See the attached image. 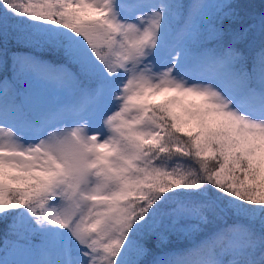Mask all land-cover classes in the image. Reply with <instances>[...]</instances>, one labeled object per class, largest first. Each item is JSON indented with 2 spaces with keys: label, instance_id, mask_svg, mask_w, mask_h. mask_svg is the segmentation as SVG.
<instances>
[{
  "label": "snow or ice",
  "instance_id": "1",
  "mask_svg": "<svg viewBox=\"0 0 264 264\" xmlns=\"http://www.w3.org/2000/svg\"><path fill=\"white\" fill-rule=\"evenodd\" d=\"M236 17L0 0V264H264V12Z\"/></svg>",
  "mask_w": 264,
  "mask_h": 264
},
{
  "label": "trees",
  "instance_id": "2",
  "mask_svg": "<svg viewBox=\"0 0 264 264\" xmlns=\"http://www.w3.org/2000/svg\"><path fill=\"white\" fill-rule=\"evenodd\" d=\"M232 3L236 5L237 17L235 20L230 21L236 29L246 27L247 24L252 22V19L258 16L261 12H264V0H232ZM43 59H53V57L42 54ZM11 75L10 72L7 73ZM4 73H0L2 78ZM5 233V225L0 223V247H2ZM170 242L177 245H182L183 240H177L175 237L170 238Z\"/></svg>",
  "mask_w": 264,
  "mask_h": 264
},
{
  "label": "rangeland",
  "instance_id": "3",
  "mask_svg": "<svg viewBox=\"0 0 264 264\" xmlns=\"http://www.w3.org/2000/svg\"><path fill=\"white\" fill-rule=\"evenodd\" d=\"M10 76V75H9ZM1 78V77H0Z\"/></svg>",
  "mask_w": 264,
  "mask_h": 264
}]
</instances>
